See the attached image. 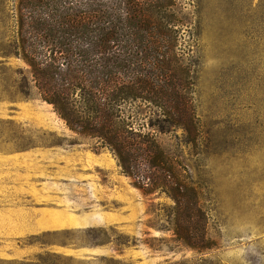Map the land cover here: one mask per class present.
<instances>
[{"label":"rangeland","instance_id":"1","mask_svg":"<svg viewBox=\"0 0 264 264\" xmlns=\"http://www.w3.org/2000/svg\"><path fill=\"white\" fill-rule=\"evenodd\" d=\"M183 4L195 36L199 133L182 161L213 248L198 255L167 242L160 209L170 201L142 195L107 149L72 133L51 106L12 94L7 86L24 67L8 60L0 65V264H264V0Z\"/></svg>","mask_w":264,"mask_h":264},{"label":"trees","instance_id":"2","mask_svg":"<svg viewBox=\"0 0 264 264\" xmlns=\"http://www.w3.org/2000/svg\"><path fill=\"white\" fill-rule=\"evenodd\" d=\"M183 5L0 0V65L20 61L12 94L51 106L72 133L107 149L142 195L167 198L160 209L167 242L202 255L213 248L207 212L182 161L199 133L195 36ZM190 262L205 260L176 264Z\"/></svg>","mask_w":264,"mask_h":264}]
</instances>
